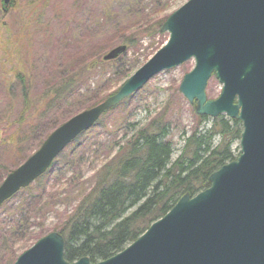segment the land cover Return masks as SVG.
Wrapping results in <instances>:
<instances>
[{
    "label": "water",
    "instance_id": "water-1",
    "mask_svg": "<svg viewBox=\"0 0 264 264\" xmlns=\"http://www.w3.org/2000/svg\"><path fill=\"white\" fill-rule=\"evenodd\" d=\"M15 0H0L6 13ZM166 43L112 95L52 130L0 183V206L31 185L81 133L158 73L188 60L179 92L195 113L240 122L239 156L212 173L210 186L183 195L136 240L95 264H264V0H188L163 23ZM125 46L110 50L114 60ZM212 75L222 85L207 100ZM13 264H90L64 259V241L51 232Z\"/></svg>",
    "mask_w": 264,
    "mask_h": 264
},
{
    "label": "rangeland",
    "instance_id": "rangeland-1",
    "mask_svg": "<svg viewBox=\"0 0 264 264\" xmlns=\"http://www.w3.org/2000/svg\"><path fill=\"white\" fill-rule=\"evenodd\" d=\"M160 1L162 4L166 3L159 13L162 17L169 16L188 0ZM14 4L6 13L0 8V65L3 69H0V114L6 106L3 82L8 85L14 82L12 78L9 80L12 72L8 70L15 69L19 72L26 69L21 62H17L18 57L13 54L15 47L23 52L27 45L33 58H36L35 61H29L28 65L32 68L29 72L30 96H38L65 63L81 58L100 57L116 46L118 43L113 37L116 36L114 32L118 26L121 27V33L132 34L135 31L132 26L137 20L135 7L139 8V0H15ZM142 5L146 13L155 9V4L148 0H144ZM25 39L30 42H23ZM167 39V33L153 36L148 33L138 34L134 38V46L129 47L123 55L126 57L125 62L129 67L137 68L160 49ZM109 65L111 64L101 63L90 70L85 87L79 94L61 105L57 111H52V122L48 125L50 130L75 113L92 107L96 97H102V101L118 90L120 84L116 83L112 75L114 68ZM193 66L194 61L191 59L155 75L140 90L100 117L99 123L97 121L66 146L55 158L57 160L54 159L56 163L50 165L39 180L36 179L29 186V190L18 192L1 205L0 224L9 227V221L18 216L15 209L23 201H27L30 196L43 194V202L29 220V240L16 241L15 247L19 248L20 253L34 243L35 236L41 232H52L61 224L75 206L79 191L88 190L94 173L116 152L115 143L133 127L143 125L147 119L162 112L169 125L166 140L174 150L172 159L176 158L183 144V133H188L198 122L195 102L189 103L179 92L183 76ZM221 88L216 78L210 77L205 87L206 99H216ZM35 111L36 107L31 106L28 116L33 117ZM44 120L46 123L51 119ZM43 121L32 126L38 130L32 134L33 143L27 142L23 149L18 150H12L8 145L16 128L13 126L14 122L4 126L6 132L0 133V181L17 163H21L20 159L36 150L35 143L38 133L41 135V129L44 128ZM200 126L208 128L209 123ZM238 144H233L235 155L239 153Z\"/></svg>",
    "mask_w": 264,
    "mask_h": 264
},
{
    "label": "trees",
    "instance_id": "trees-1",
    "mask_svg": "<svg viewBox=\"0 0 264 264\" xmlns=\"http://www.w3.org/2000/svg\"><path fill=\"white\" fill-rule=\"evenodd\" d=\"M143 1L139 0V8L135 7L137 20L132 26L135 31L125 35L118 26L113 37L118 44L105 53L118 46H125L124 52L108 63L103 61L105 53L92 59L81 58L65 63L38 96H30L29 72L32 68L28 65L29 61H35L36 58H33L27 45L23 52L14 46L13 54L18 57L17 62H21L26 69L19 72L8 70L12 72L9 80L12 78L14 82L10 85L3 82L6 106L0 114V133L6 132L4 126L11 122L16 127L8 142L12 150L23 149L27 142L32 144V134L38 132L32 126L45 118L51 119L50 122L43 121V137L38 133L35 148L41 145L45 137L59 126L52 130L48 127L52 122V111H57L79 94L85 87L90 70L101 63L111 64L109 67L114 68L112 75L121 86L142 65L129 67L123 55L129 47L134 46V38L138 34H160V28L168 17L159 16L166 3L148 0L155 4V9L152 13H146ZM23 42L30 41L25 39ZM101 99L96 97L92 107L101 103ZM31 106L37 110L33 117L28 116ZM196 117V126L188 133H183V144L175 159H172V144L166 140L169 125L162 112L147 119L143 125L133 127L115 143L116 152L97 169L88 190L79 191L71 212L52 230L63 238L65 261L74 262L86 257L90 264H95L112 257L143 234L150 224L163 217L183 195L194 196L207 189L210 186L209 176L238 157L239 153L235 155L233 144L240 140V122L226 116ZM205 123H209L208 128L199 127ZM28 156L20 159L21 163ZM55 160L51 166L56 163ZM21 163H17L16 167ZM27 190L29 186L19 192ZM42 198L43 194L30 196L15 209L18 216L9 221V227L0 224V264H13L22 253L15 247L16 241L29 240V220L43 202ZM49 233L41 232L33 238L34 243Z\"/></svg>",
    "mask_w": 264,
    "mask_h": 264
},
{
    "label": "bare ground",
    "instance_id": "bare-ground-1",
    "mask_svg": "<svg viewBox=\"0 0 264 264\" xmlns=\"http://www.w3.org/2000/svg\"><path fill=\"white\" fill-rule=\"evenodd\" d=\"M31 154H32V153H31ZM31 154H30V155H31ZM30 155H29V156H30ZM29 156H28V157H29ZM28 157H26V159H27Z\"/></svg>",
    "mask_w": 264,
    "mask_h": 264
}]
</instances>
